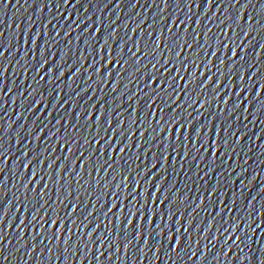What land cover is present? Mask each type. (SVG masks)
Returning <instances> with one entry per match:
<instances>
[{"label": "snow or ice", "instance_id": "6c2138e0", "mask_svg": "<svg viewBox=\"0 0 264 264\" xmlns=\"http://www.w3.org/2000/svg\"><path fill=\"white\" fill-rule=\"evenodd\" d=\"M24 4L0 264H264V0Z\"/></svg>", "mask_w": 264, "mask_h": 264}, {"label": "water", "instance_id": "95a60500", "mask_svg": "<svg viewBox=\"0 0 264 264\" xmlns=\"http://www.w3.org/2000/svg\"><path fill=\"white\" fill-rule=\"evenodd\" d=\"M29 3H31V0H29ZM25 8H27V5L24 4V0H19V3H17V0H9L6 8L0 7V32H5V34H7L6 29L9 25L14 26V23H21L25 16L30 15L31 9L25 12ZM214 182L215 181H213V183ZM13 264H16V262L13 261ZM29 264H32V261H29ZM212 264H216V262L212 261ZM225 264H227V262H225Z\"/></svg>", "mask_w": 264, "mask_h": 264}]
</instances>
